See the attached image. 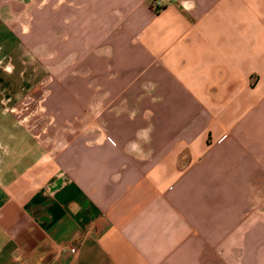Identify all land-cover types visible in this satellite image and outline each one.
<instances>
[{
  "label": "crops",
  "instance_id": "crops-1",
  "mask_svg": "<svg viewBox=\"0 0 264 264\" xmlns=\"http://www.w3.org/2000/svg\"><path fill=\"white\" fill-rule=\"evenodd\" d=\"M63 1L0 0V87H72L0 129V264H264V0Z\"/></svg>",
  "mask_w": 264,
  "mask_h": 264
},
{
  "label": "rangeland",
  "instance_id": "rangeland-1",
  "mask_svg": "<svg viewBox=\"0 0 264 264\" xmlns=\"http://www.w3.org/2000/svg\"><path fill=\"white\" fill-rule=\"evenodd\" d=\"M69 1H73V0H69ZM67 4V1H63L62 4H60L59 6H57L54 9V13H56L55 11L60 10V8ZM74 8L72 5H67L65 7V9H72ZM67 10V11H68ZM21 31L23 33V35H29L30 32V23L29 20H24L21 21L19 23ZM51 31V30H50ZM53 31V30H52ZM69 33L68 34H73L76 33V30H67ZM54 32V31H53ZM64 32H61L60 35L55 36L56 40L52 39L49 35L48 41L46 40V44L48 46L51 45V41H54V46L57 45L56 49L58 48L59 50L63 49L64 47H66L67 49L64 51V54H66V56H69L72 54V48L73 45L76 46V37H71L70 38V43H72L71 45L66 44L68 42V40L66 38H63V34ZM34 39H40V37L38 35L33 34ZM39 46V45H38ZM63 51V50H62ZM39 56V55H38ZM19 57L18 54H12L10 56H8L5 60H3V63L6 62H11L14 65H16V67L18 66L15 63V59ZM69 68L74 67V66H67ZM76 67V66H75ZM25 71V76H18V67L16 68L15 72L17 74V79H16V85H12V84H8L5 86H1V90H0V129H31L33 135L36 136V139L38 141H46V139H44L43 137L41 138L42 133V127L44 126V122L41 121V115L45 114V108L43 107V105H41V102H39V98L41 95H46V92H48L49 94L51 93H62V89L65 91L66 89H72V87H64L62 82H60V79H55L56 75L53 74L51 71L48 73L49 75V80L52 83V79L54 82H56L58 84V86L53 87V89L51 90L50 85L46 86V84L39 82L38 84H34V85H29V81H28V75L31 73H35L34 70L31 67H27L24 68ZM60 73L64 74V77L68 78V82L69 78H73L76 77V69H71V70H61ZM43 77L46 76V73L43 75ZM63 81V80H61ZM46 83V82H45ZM29 85V86H28ZM17 88V90H16ZM56 89V91H55ZM60 89V91H58ZM15 90L17 91V96H16V100L15 102H13V96L15 94ZM71 92V91H70ZM47 93V94H48ZM64 100L69 101L71 98V95H69L68 93H64L62 94ZM11 98V100L8 102V99ZM54 97L52 96V99ZM50 103L52 104V102L50 101ZM13 110V112H12ZM49 121L50 123L53 122L52 117H49ZM54 125V124H50ZM73 129L71 126V121L68 122L67 124H65L64 129ZM19 136H21L19 134ZM49 142L52 141V139L48 140ZM8 139L0 136V160H2V162H6L9 158L12 157V153L10 151V148H5L4 145L6 144L7 146H9L7 144ZM49 149V156L47 157H54L55 153L57 152V150H59L62 146V143L55 142L54 144L48 145ZM16 152H20V151H16ZM0 169H1V164H0ZM2 173V171H0V174ZM3 185V183H2Z\"/></svg>",
  "mask_w": 264,
  "mask_h": 264
},
{
  "label": "built area",
  "instance_id": "built-area-1",
  "mask_svg": "<svg viewBox=\"0 0 264 264\" xmlns=\"http://www.w3.org/2000/svg\"><path fill=\"white\" fill-rule=\"evenodd\" d=\"M174 0H151L150 1V8L154 11V12H158V11H161L165 6L166 4L172 2ZM184 6V4H182ZM76 249L75 248H70L69 249V252L71 254H75L76 253Z\"/></svg>",
  "mask_w": 264,
  "mask_h": 264
}]
</instances>
